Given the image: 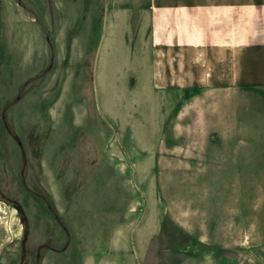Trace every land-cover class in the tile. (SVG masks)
Segmentation results:
<instances>
[{
    "label": "rangeland",
    "instance_id": "1",
    "mask_svg": "<svg viewBox=\"0 0 264 264\" xmlns=\"http://www.w3.org/2000/svg\"><path fill=\"white\" fill-rule=\"evenodd\" d=\"M85 1L0 0V264H173L189 239L166 199L200 184L159 172L213 137L183 113L204 85L154 82L147 0Z\"/></svg>",
    "mask_w": 264,
    "mask_h": 264
},
{
    "label": "crops",
    "instance_id": "2",
    "mask_svg": "<svg viewBox=\"0 0 264 264\" xmlns=\"http://www.w3.org/2000/svg\"><path fill=\"white\" fill-rule=\"evenodd\" d=\"M103 2H83L87 16L98 17ZM146 2L154 82L204 85L183 113L204 116L198 130L213 133L159 172L175 177L174 164L182 163L183 174L200 184L183 190L182 203L166 199L168 217L189 239L173 264H264L257 249L264 246V0ZM79 4L58 0L56 7L76 17ZM133 4L143 8L141 0ZM160 224L141 231L153 236Z\"/></svg>",
    "mask_w": 264,
    "mask_h": 264
}]
</instances>
